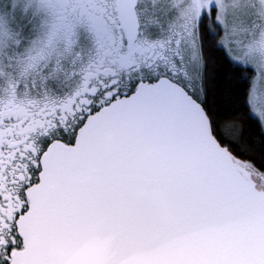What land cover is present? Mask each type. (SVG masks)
Returning <instances> with one entry per match:
<instances>
[{
	"label": "snow or ice",
	"instance_id": "6c2138e0",
	"mask_svg": "<svg viewBox=\"0 0 264 264\" xmlns=\"http://www.w3.org/2000/svg\"><path fill=\"white\" fill-rule=\"evenodd\" d=\"M0 264H264V0H0Z\"/></svg>",
	"mask_w": 264,
	"mask_h": 264
}]
</instances>
